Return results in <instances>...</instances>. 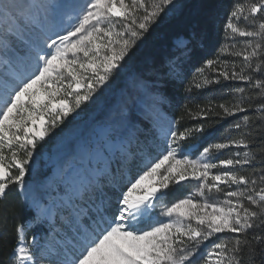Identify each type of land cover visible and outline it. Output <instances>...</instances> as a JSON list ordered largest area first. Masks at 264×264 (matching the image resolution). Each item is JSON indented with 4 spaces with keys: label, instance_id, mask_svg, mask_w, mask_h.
Here are the masks:
<instances>
[{
    "label": "snow or ice",
    "instance_id": "obj_1",
    "mask_svg": "<svg viewBox=\"0 0 264 264\" xmlns=\"http://www.w3.org/2000/svg\"><path fill=\"white\" fill-rule=\"evenodd\" d=\"M183 6L0 0V201L15 187L28 216L9 264H242L245 253H264V0H234L219 50L230 59H207L188 80L206 23L191 16L190 38L129 72L117 102L61 136L46 170L34 167L42 142L118 80L150 27ZM223 82H238L226 86L227 101L196 111L186 103L170 117L177 83L191 93ZM185 116L236 119L222 142L194 155L207 128H181ZM185 185L186 195L170 198Z\"/></svg>",
    "mask_w": 264,
    "mask_h": 264
},
{
    "label": "trees",
    "instance_id": "obj_2",
    "mask_svg": "<svg viewBox=\"0 0 264 264\" xmlns=\"http://www.w3.org/2000/svg\"><path fill=\"white\" fill-rule=\"evenodd\" d=\"M178 2L184 6L171 13L169 21L160 22L153 33H145L142 43L133 47L129 55L136 54L137 58L147 63V66L165 59L174 50V40L177 37L184 36L187 39L191 37L192 29L189 18L193 15H203L206 23L201 29L200 37L195 42L196 56L186 68V78L190 80L196 68L201 67L207 59H215L218 55L222 59H230L227 54H221L219 50L226 46L224 24L234 0H178ZM235 83L238 82H223L221 85L210 86L203 90L194 89L191 93L184 91L185 84L177 83L170 90V106L173 116H181L184 111L183 105L186 103L193 111H196L195 105L204 106L208 99H212L216 104L227 101L230 97L225 94V88L229 84ZM217 119L205 118L203 121H198L185 116L181 121V128L191 127L198 122H203L206 125L207 130L203 137L194 142L197 144L196 152L211 141V143L222 142L227 135L225 130L236 118H227L216 122ZM235 134V132L232 133V135ZM190 143L193 142L190 141ZM225 152L228 153L229 150H225ZM27 219L28 216L21 204L20 194L13 187L8 192L6 199L0 201V230L9 234V242L7 244L0 243V264H9L15 227ZM242 264H264V253H257L251 259L245 253Z\"/></svg>",
    "mask_w": 264,
    "mask_h": 264
},
{
    "label": "rangeland",
    "instance_id": "obj_3",
    "mask_svg": "<svg viewBox=\"0 0 264 264\" xmlns=\"http://www.w3.org/2000/svg\"><path fill=\"white\" fill-rule=\"evenodd\" d=\"M171 16L172 15L169 14L168 16L164 17V19L161 22L169 21ZM159 23L151 26V28L149 29V33L151 32L153 33V31L156 30V28L158 27ZM180 37L187 39L184 36H180ZM143 39L144 38L142 37L141 40L137 42V44L138 43L141 44ZM176 39L174 40V43ZM122 63L125 64L124 72L121 73V76L118 80L112 83L110 87L104 88L102 93H97L93 97L92 100L85 102L81 106V109L77 110L79 115H77L76 113H73L71 116L67 118L64 125H61L60 128L56 129V135L50 138H46V141L42 142V144L39 146L38 153L35 157L36 164L34 165V167H40L41 170H46L45 168L46 162L48 161L50 154L54 151L57 140L61 136L66 135L67 133L74 130L75 128L83 126L85 123H87L92 118L97 116L101 111L105 110L108 106L114 105L119 99L120 88L123 87L124 84L126 83L129 72H135L136 69H144L148 67L147 63L137 58L136 54L129 55L128 57L125 58V62H122ZM167 108H168V113L170 117L175 118L173 116V110L170 104L167 106ZM137 115L143 118L142 113L138 112ZM196 148H197V144H196ZM193 154L194 155L198 154V152L194 150ZM229 154L230 152L226 153L225 150H223L221 155L227 156ZM191 188H192V185L178 186L176 189H174V192L170 194V198L173 196H175L176 198H182L184 195H186L191 190ZM20 199H21V204L23 205L21 195H20ZM160 219L166 221L167 218L161 217ZM218 235L226 236L227 234H218Z\"/></svg>",
    "mask_w": 264,
    "mask_h": 264
}]
</instances>
